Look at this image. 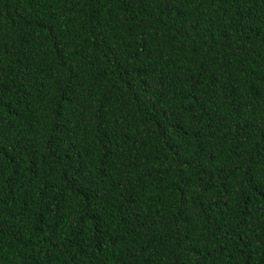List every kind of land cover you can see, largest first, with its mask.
Segmentation results:
<instances>
[{
    "label": "trees",
    "instance_id": "obj_1",
    "mask_svg": "<svg viewBox=\"0 0 264 264\" xmlns=\"http://www.w3.org/2000/svg\"><path fill=\"white\" fill-rule=\"evenodd\" d=\"M0 264H264V0H0Z\"/></svg>",
    "mask_w": 264,
    "mask_h": 264
}]
</instances>
